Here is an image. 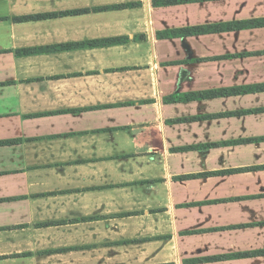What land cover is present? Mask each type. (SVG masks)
Segmentation results:
<instances>
[{
    "label": "crops",
    "instance_id": "crops-1",
    "mask_svg": "<svg viewBox=\"0 0 264 264\" xmlns=\"http://www.w3.org/2000/svg\"><path fill=\"white\" fill-rule=\"evenodd\" d=\"M0 264H264V0H0Z\"/></svg>",
    "mask_w": 264,
    "mask_h": 264
}]
</instances>
